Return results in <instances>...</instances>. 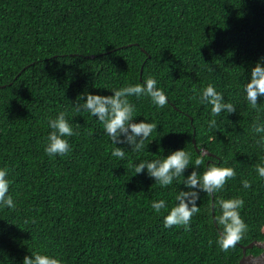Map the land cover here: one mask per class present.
<instances>
[{
  "label": "trees",
  "instance_id": "trees-1",
  "mask_svg": "<svg viewBox=\"0 0 264 264\" xmlns=\"http://www.w3.org/2000/svg\"><path fill=\"white\" fill-rule=\"evenodd\" d=\"M261 57L264 0H0V167L9 170L16 202L0 209V264H23L33 252L63 264H239L242 245L264 242V178L255 173L264 151L254 143L256 112L243 94ZM146 77L169 103L157 108L130 97L135 120L157 129L145 151L128 147L124 159L112 157L102 124L73 103ZM208 84L237 112L213 117L198 100ZM258 103L264 107V99ZM60 112L76 135L70 153L50 158L47 122ZM210 119L216 128H208ZM179 148L192 154L185 176L197 149L210 152L199 171L211 161L237 173L215 196L201 194L188 231L165 228L151 208L159 199L171 207L183 184L162 188L133 169ZM242 179L252 187L243 189ZM237 197L247 231L222 251L211 218L219 199Z\"/></svg>",
  "mask_w": 264,
  "mask_h": 264
},
{
  "label": "clouds",
  "instance_id": "clouds-1",
  "mask_svg": "<svg viewBox=\"0 0 264 264\" xmlns=\"http://www.w3.org/2000/svg\"><path fill=\"white\" fill-rule=\"evenodd\" d=\"M111 95L84 93L77 97L73 103L76 112H86L95 117L102 124V134L107 135L115 147L111 156L124 159L126 148L130 147L132 152L145 151V141L149 140L152 132L157 129V123L149 122L147 118L137 121L136 105L130 101V97H147L157 108H164L168 103L165 91L158 87V82L153 77H146L142 82L128 84L120 88H113ZM244 99L256 112L253 130L256 134L254 143L256 147L264 151V107L258 103V98L264 99V57H261L249 72L247 82L243 85ZM199 103L210 109V114L215 117L222 112L230 114L237 112L236 105L226 101L224 94L212 84L203 87L198 95ZM47 142L44 152L50 157L65 156L72 151L69 138L76 135L72 124L66 118L64 112L58 113L54 118L48 119ZM215 119L207 123L209 129L216 128ZM208 153L202 151L193 165V170L185 176V170L192 162V154L179 148L170 151L163 158L140 159L134 163L135 174L145 172L148 177L153 178L162 188L168 187L177 181L183 184L174 195V204L169 207L165 199L153 200L151 208L157 214H163V225L165 228L173 226L183 227L185 231L190 230L194 215L200 212L198 201L201 194L215 196L224 189L228 180L237 175L232 167L220 166V164L207 161V167L203 171L199 169L206 164ZM258 177L264 178V164L258 163L255 168ZM182 178V179H181ZM9 170L0 167V209L16 208V202L9 194L10 188ZM241 186L247 190L252 187V182L242 179ZM219 214L213 215L211 222L218 230L217 244L222 251H228L237 246V242L247 231V225L240 216V209L244 205L242 198L219 199L217 202ZM257 259V264L259 258ZM23 264H63L62 258L48 253L33 252L30 256L23 258Z\"/></svg>",
  "mask_w": 264,
  "mask_h": 264
},
{
  "label": "water",
  "instance_id": "water-1",
  "mask_svg": "<svg viewBox=\"0 0 264 264\" xmlns=\"http://www.w3.org/2000/svg\"><path fill=\"white\" fill-rule=\"evenodd\" d=\"M199 152L202 151H206L208 154H210V152L206 149H197ZM255 246H257L258 248L262 249L263 252L259 255V256H254L252 254H247V249H253ZM243 257L241 258L239 264H257V259L259 258V262L258 264H264V242H259V241H254L252 243H250L247 246H243Z\"/></svg>",
  "mask_w": 264,
  "mask_h": 264
},
{
  "label": "flooded vegetation",
  "instance_id": "flooded-vegetation-1",
  "mask_svg": "<svg viewBox=\"0 0 264 264\" xmlns=\"http://www.w3.org/2000/svg\"><path fill=\"white\" fill-rule=\"evenodd\" d=\"M262 252H263V250H262ZM262 252H261V253H262ZM261 253H259V254H256V255H255V254H253V253H251V254H252V255H254V256H259Z\"/></svg>",
  "mask_w": 264,
  "mask_h": 264
}]
</instances>
